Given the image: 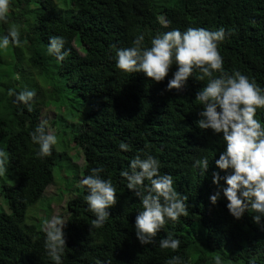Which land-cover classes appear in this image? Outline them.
Instances as JSON below:
<instances>
[{
	"label": "trees",
	"instance_id": "obj_1",
	"mask_svg": "<svg viewBox=\"0 0 264 264\" xmlns=\"http://www.w3.org/2000/svg\"><path fill=\"white\" fill-rule=\"evenodd\" d=\"M64 2L11 0L8 22L0 21V37L16 26L21 41L0 49V107L5 109L0 135L16 176L13 184L2 185L10 212L0 211V264H54L44 247L43 223L26 220L28 208L54 182L56 166L61 169L64 161L73 160L56 145L50 156L38 157L39 146L31 140L30 132L44 123L43 107L60 90L51 72L85 107L73 135L84 156L83 178L91 169L103 168L101 176L110 178L117 190V202L107 210L110 217L101 228L91 226L95 216L85 199L87 186L68 197L62 264H167L172 256H179L182 264H216L217 257L221 264H264V215L258 224L253 221L258 213L251 210L236 219L223 195L225 180L213 183V173L225 177L231 170L215 163L226 148L223 134L196 123L203 105L195 97L207 78L198 80L200 73L194 71L183 90L167 91L175 64L159 83L143 72L128 74L116 67L117 50L131 47L139 34L150 46L152 38L173 29L223 27L226 39L218 47L225 71L238 70L264 89V0ZM53 36L65 40L68 55L63 61L48 53ZM25 89L36 92L32 111L9 95L10 90ZM255 118L264 126V108ZM121 142L130 149L121 150ZM137 155L157 159L160 173L172 175L174 188L188 197V215L169 220L149 245H142L135 232L140 199L120 175ZM204 157L209 168L201 174L193 165ZM76 166L75 176L82 178ZM217 191L220 197L212 204L210 197ZM169 234L181 241L175 252L159 247Z\"/></svg>",
	"mask_w": 264,
	"mask_h": 264
},
{
	"label": "clouds",
	"instance_id": "obj_2",
	"mask_svg": "<svg viewBox=\"0 0 264 264\" xmlns=\"http://www.w3.org/2000/svg\"><path fill=\"white\" fill-rule=\"evenodd\" d=\"M10 7L11 0H0V21L8 22ZM225 39L223 27L215 31L194 27L183 32L173 29L152 38L150 46L145 45V36L139 34L131 47L117 50L116 67L128 74L143 72L159 83L175 64L177 71L168 81L167 91L183 90L194 71L200 73L198 80L207 78L206 86L195 97L203 105L196 123L202 130L212 129L223 134L226 148L215 163L221 170H231L225 177L213 173V183L219 185L221 179L225 180L227 187L222 191L233 217L240 219L246 210H251L258 213L253 216V221L258 224L264 215V126L255 117L257 110L264 108V89L238 70L225 71L218 47ZM49 41L48 53L63 61L68 55L64 51L65 40L53 36ZM20 43V32L16 26L9 27L7 34L0 37V49H7L10 44L19 46ZM9 95H14L16 103H23L32 111L35 91L25 89L15 93L10 90ZM30 136L32 142L39 146L38 157L50 156L58 142L57 137L46 130L44 123L31 131ZM119 148L128 151L130 145L121 142ZM8 162V154L0 150V176L7 174ZM193 166L199 167L204 174L209 168V160L207 157L197 159ZM103 171V168H93L81 181L88 189L85 199L89 211L95 216L91 225L95 228L103 227L110 217L107 210L117 202L116 187L110 178L101 176ZM120 175L127 180V188L139 197L142 204L135 221L136 236L142 245L155 243L154 237L169 220L177 222L180 217L188 215V197L174 188L172 175L160 173L159 161L154 157L142 159L137 155ZM219 197L220 191H217L210 197L211 203L216 204ZM65 226L66 221L56 215L43 221L44 247L54 264H62L66 248ZM180 244L181 241L171 234L159 241L161 249L173 252L179 249ZM167 264H182L181 258L172 256ZM216 264H221L219 257Z\"/></svg>",
	"mask_w": 264,
	"mask_h": 264
},
{
	"label": "rangeland",
	"instance_id": "obj_3",
	"mask_svg": "<svg viewBox=\"0 0 264 264\" xmlns=\"http://www.w3.org/2000/svg\"><path fill=\"white\" fill-rule=\"evenodd\" d=\"M59 3L65 4L64 0H59ZM54 77L55 75L51 72L53 85L56 89L60 87V90H57L54 98L50 100L51 103L49 104L48 101L47 105H45L46 107H43L41 121L47 125L49 132L57 137L59 142V144H56L57 149L60 152H66L73 160H70V163H66L67 160L64 161L66 165L61 169H58L59 167L56 166L54 170V182L47 188L42 199L28 208L26 215L27 222L37 225H42L45 219L51 218L54 215L60 216L66 221L68 216L66 211L68 197L78 191L77 187L83 186L81 183L83 179V166L81 165L84 164V156L82 148L77 146L73 141V135L77 129V123L81 122L83 117L81 112L85 107L82 106L79 99L72 93L70 86L65 84L63 79L60 81L55 79V81L53 80ZM3 114H5V109L0 107V116H3ZM0 150L5 151L3 135H0ZM77 164L80 165L79 172L82 176V178L78 179L75 176L78 170ZM15 178V174L8 165L7 174L0 176V211L10 212L7 199L2 192V185L3 183L13 184Z\"/></svg>",
	"mask_w": 264,
	"mask_h": 264
}]
</instances>
